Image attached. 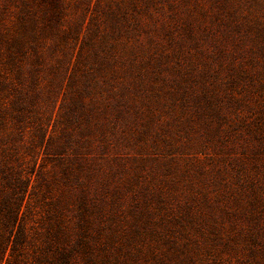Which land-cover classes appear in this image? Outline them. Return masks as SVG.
<instances>
[{"label":"rangeland","instance_id":"obj_1","mask_svg":"<svg viewBox=\"0 0 264 264\" xmlns=\"http://www.w3.org/2000/svg\"><path fill=\"white\" fill-rule=\"evenodd\" d=\"M32 24L33 86L5 63ZM19 96L55 135L82 118L79 175L10 127ZM0 118L7 160L33 169L30 255L49 208L60 248L86 232L74 264H264V0H0Z\"/></svg>","mask_w":264,"mask_h":264},{"label":"trees","instance_id":"obj_2","mask_svg":"<svg viewBox=\"0 0 264 264\" xmlns=\"http://www.w3.org/2000/svg\"><path fill=\"white\" fill-rule=\"evenodd\" d=\"M44 32L46 30H39L35 24L23 25L7 40V61L5 63L19 84L29 81L33 86L39 81V68L32 65L29 68L30 75H26L23 66L19 63V57H25L27 52L32 51L34 53L32 62L38 63L43 57L42 47L46 45L40 42V35ZM49 49L52 51V47ZM94 62L88 64L89 68L94 67ZM88 72V74L91 73V71ZM74 76L75 74L72 73L71 79H74ZM4 83L5 81L1 84ZM85 84H89V81L86 80ZM34 102V99L19 96L14 105L13 118H9L10 127L14 126L18 129L24 127V130L34 129L33 134L38 135L41 145H45L48 157L58 164H64L63 169L66 175H79L83 169L79 158L83 146L80 144L81 141L75 138L74 125L80 129L81 136L86 135L87 130L83 129L82 118H64L62 123L65 126L61 128L58 135H55L56 129H53L52 132L49 131L52 118H46L49 122L45 127L44 118H39L33 109ZM7 120L8 118H0V127L6 125ZM2 142L3 137L0 135V264L4 261L6 264H21V262L25 264H74L73 256L78 247L85 243L86 232L82 230L78 233V237L71 247L60 248L57 245L59 238L65 236L67 231L64 226L60 227V222L52 220L54 210L49 208L46 210L48 224L45 226L47 228L45 238L38 250H34V254L30 255L33 236L28 233L24 208L29 206L27 197L33 193L30 191L32 182L30 173L33 169L21 168L22 164H19L18 167L12 165L6 158V149L1 147ZM83 207L85 205L81 202L80 209ZM80 226L83 228L82 224Z\"/></svg>","mask_w":264,"mask_h":264}]
</instances>
